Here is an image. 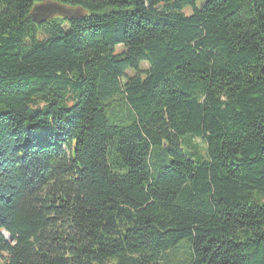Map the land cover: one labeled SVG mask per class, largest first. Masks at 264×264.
I'll return each mask as SVG.
<instances>
[{
  "label": "trees",
  "instance_id": "16d2710c",
  "mask_svg": "<svg viewBox=\"0 0 264 264\" xmlns=\"http://www.w3.org/2000/svg\"><path fill=\"white\" fill-rule=\"evenodd\" d=\"M0 264H264V0H0Z\"/></svg>",
  "mask_w": 264,
  "mask_h": 264
},
{
  "label": "rangeland",
  "instance_id": "374dc122",
  "mask_svg": "<svg viewBox=\"0 0 264 264\" xmlns=\"http://www.w3.org/2000/svg\"><path fill=\"white\" fill-rule=\"evenodd\" d=\"M71 9L65 6H57L54 4H46V5H39L36 6L33 10V16L38 19H50L55 16H63V15H72L76 16L78 15L76 12L73 11H67ZM144 67V65H142ZM128 75H131V73L128 72ZM190 144L194 147H196L200 152L204 151L205 145L203 144L202 141L197 140V139H192L190 141ZM185 255V250H179L174 256V259H182V257Z\"/></svg>",
  "mask_w": 264,
  "mask_h": 264
}]
</instances>
